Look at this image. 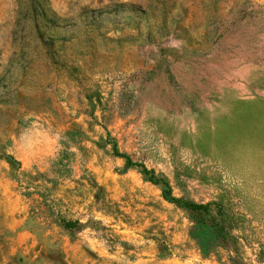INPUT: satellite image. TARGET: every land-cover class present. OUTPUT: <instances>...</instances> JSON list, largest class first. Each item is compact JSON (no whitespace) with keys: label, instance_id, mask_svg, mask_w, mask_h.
Segmentation results:
<instances>
[{"label":"rangeland","instance_id":"1","mask_svg":"<svg viewBox=\"0 0 264 264\" xmlns=\"http://www.w3.org/2000/svg\"><path fill=\"white\" fill-rule=\"evenodd\" d=\"M0 264H264V0H0Z\"/></svg>","mask_w":264,"mask_h":264},{"label":"trees","instance_id":"2","mask_svg":"<svg viewBox=\"0 0 264 264\" xmlns=\"http://www.w3.org/2000/svg\"><path fill=\"white\" fill-rule=\"evenodd\" d=\"M164 196H168L165 191H163ZM168 199V201L170 203L176 204L178 206H182L184 207L191 215L192 217H197L200 216L199 212H203V211H208L210 205H199V204H195V203H181L180 200L178 199H172L170 197H166ZM194 222H197V219H194ZM29 221H31V218L28 220L27 223H29ZM62 223V228H64L65 230H71L73 227H75V224L71 223V222H65V221H60Z\"/></svg>","mask_w":264,"mask_h":264}]
</instances>
